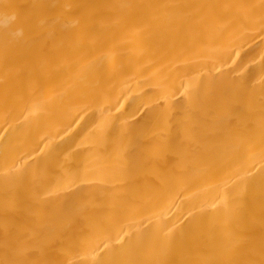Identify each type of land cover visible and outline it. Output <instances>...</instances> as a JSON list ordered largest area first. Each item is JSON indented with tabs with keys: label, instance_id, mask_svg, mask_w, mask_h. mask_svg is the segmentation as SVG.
I'll return each mask as SVG.
<instances>
[{
	"label": "bare ground",
	"instance_id": "6f19581e",
	"mask_svg": "<svg viewBox=\"0 0 264 264\" xmlns=\"http://www.w3.org/2000/svg\"><path fill=\"white\" fill-rule=\"evenodd\" d=\"M0 264H264V0H0Z\"/></svg>",
	"mask_w": 264,
	"mask_h": 264
}]
</instances>
